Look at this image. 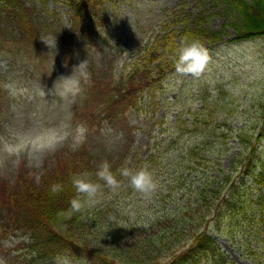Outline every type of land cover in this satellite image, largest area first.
Segmentation results:
<instances>
[{
    "label": "trees",
    "instance_id": "16d2710c",
    "mask_svg": "<svg viewBox=\"0 0 264 264\" xmlns=\"http://www.w3.org/2000/svg\"><path fill=\"white\" fill-rule=\"evenodd\" d=\"M61 1L68 14L65 19L56 7L48 5L50 0H0V56H8L6 68L0 67V99L13 75L35 77L38 84L48 86L59 77L58 71L71 72L74 65L86 59L90 80L83 84V94L68 104L66 120L74 125L83 114L97 127L92 128L85 117L86 122H77L88 129L87 140L78 150L71 149L69 140L58 150L46 153L38 167L22 159L10 175L0 177V247L5 240L13 239L15 248H30L29 254H21V264H56L58 255L67 257L71 264H232L214 234L229 231V222L241 229L242 220L247 217L250 239L256 244L240 245L247 244L245 257L254 264H264V147L260 142L264 139V103L251 130L230 126L226 119H211L217 104L213 110L208 105L207 118L194 117L191 125L181 116L173 121L170 135L175 134L166 143L167 137L156 138L140 161L151 168L167 151L170 157L181 154L188 161L187 174H181L175 182L178 197L171 202H179L158 209L144 223L120 226L119 222L125 219L109 214L111 203L70 218L60 215L68 210L75 195L70 179L73 174L87 171L95 178L97 167L107 160L118 179L119 169L125 166L127 141L122 137L121 152L113 151L115 142L107 145L108 140L100 131L103 120L116 130L122 128L126 135L124 112L128 105L136 106L138 94L145 88L155 89L165 75V66L176 65L177 50L185 38L213 44L222 39L228 27L234 33L231 41L264 36V0H202L220 9L224 21L218 29L203 25L202 11L192 16L191 22L186 16L178 19L175 12L173 16L168 14L153 40L142 49L143 55L117 76L110 63V47L102 50L101 65L92 48L99 32L94 28L104 19V5L112 0ZM48 35L56 37L55 51L41 40ZM159 59L163 64L158 62L150 68ZM200 121L204 128L211 126L207 133L211 138H203V131L197 134L201 128L196 123ZM224 126L236 131L234 136L239 143L227 169L217 156L211 159L209 154L215 151L207 149V144L219 141L216 129ZM256 127L259 129L254 133ZM94 130L98 141L91 145L88 139ZM187 133L191 142L177 146ZM219 133L226 136L223 130ZM128 163L133 166L132 158ZM55 184H61L63 191L53 194L51 188ZM170 195L168 189L166 196Z\"/></svg>",
    "mask_w": 264,
    "mask_h": 264
},
{
    "label": "rangeland",
    "instance_id": "374dc122",
    "mask_svg": "<svg viewBox=\"0 0 264 264\" xmlns=\"http://www.w3.org/2000/svg\"><path fill=\"white\" fill-rule=\"evenodd\" d=\"M48 5L56 7L63 19L68 18L66 6L61 0H50ZM200 11H202L203 25H209L214 29L221 27L224 17L219 13L220 9L217 6L211 7L202 0H112L104 5V19L94 28L99 32L94 39L97 44L92 45L93 53L101 65L103 64L102 50L110 47V63L114 76H117L125 67L128 68L129 63L137 60L139 55H143L142 49L153 40L163 18L168 17V14L172 13L171 16H173L175 12L178 19L186 16L191 22L192 16L195 17ZM233 36V30L228 27L227 33L223 34L220 41L213 44L206 40L200 41L207 50L208 62L199 77L179 73L176 65L171 68L165 66L163 71L165 75L158 84L156 83L155 89L145 88L140 96L138 94L136 106L128 105L125 110L126 135L122 128L116 130L106 119L103 120L100 131L103 132L102 136L107 138V145L112 141L115 142L113 151L121 152L122 137H125L127 141L125 166L131 168L146 166L147 163L143 164L140 159L145 157L148 148L153 145L156 138L167 137L166 143L168 138L175 134L173 132L170 135L173 130V121L181 116L191 125L194 117L207 118L206 112L208 108L213 110L214 104L218 107L212 112L211 119L216 121L226 119L230 126L251 130L250 127L254 125L253 120L258 118L256 114L260 113L261 104L264 103V36L231 41ZM45 40H50V36H46ZM0 58V67L6 68L8 56L4 53ZM158 62L163 64V61L159 59L152 62L150 68L155 67ZM157 72L162 73L158 70ZM57 73L58 76L70 74L66 70ZM38 83L40 81L35 77L21 74L11 76L6 82L8 90L3 91L2 99H0V177L10 175L11 170L17 168L22 159L26 160L27 164L38 167L45 154L49 152L32 153L26 150L19 157H8L3 152L5 142L16 143L19 138L36 137L66 120L65 110L69 102L55 92L49 94L47 91L52 88L54 82L48 86ZM41 87L45 89L46 96L40 95ZM79 117L74 121L73 128L78 121H85L86 116L83 117L81 114ZM86 118L89 124H92V128L97 127V124H93L89 117ZM201 121L196 123L201 128L197 134L203 131V138H211L212 135L207 136L211 126L205 125L204 128ZM256 126L259 127L260 123ZM257 127L254 133L259 129ZM222 130L226 134L225 137L219 133ZM216 132L219 141H214L213 145L207 144L208 150L215 151V154L210 153L209 157L213 159L217 156L221 166L227 169L231 154H234L239 147L234 136L236 131L224 126L216 129ZM88 141L91 145L97 143L98 137L95 130ZM102 142L104 141H101V144ZM190 142L191 135L187 133L181 136L177 146ZM260 142H263L261 145L264 147V139ZM130 158H132L133 166L128 163ZM158 161L157 166L151 164L149 168L158 183L156 191L151 196L144 197L127 187L128 182L122 177L118 178L125 185L120 189L122 193L105 191L104 199L98 206L111 203L112 213L109 214L121 215L125 219V221L119 220L120 226L144 223L147 219L154 217L153 213L158 209L165 205L173 207L179 202L177 199L173 203L171 199L175 200L178 197L174 186L181 174L186 177L187 159L175 153L170 157L167 151L163 159L161 155ZM213 173L215 174V171ZM168 189L171 192L170 196H166ZM150 214L152 215L149 216ZM248 215H252L253 218L252 213ZM247 221V217L246 220H242L241 229L233 226L231 222L226 223L230 226L229 231L223 230L224 234H214L221 248L226 250L232 258L233 264H254L250 257H245L244 248L247 244L240 245L241 242H250L251 247H255L256 244L254 239H250V224ZM15 244L16 240L13 239L2 243L0 264H21L23 255L29 254L30 248L25 246L15 248Z\"/></svg>",
    "mask_w": 264,
    "mask_h": 264
},
{
    "label": "clouds",
    "instance_id": "9594fccd",
    "mask_svg": "<svg viewBox=\"0 0 264 264\" xmlns=\"http://www.w3.org/2000/svg\"><path fill=\"white\" fill-rule=\"evenodd\" d=\"M41 40L48 48H52L55 51V35H52L50 40ZM207 62V50L199 40H188L185 38L181 42L177 50L176 63V69L179 73L199 77L204 72ZM89 80L88 61L84 59L72 67L70 74L57 77L52 88L47 91L49 94L55 92L71 104L83 94V84ZM57 81L59 82L58 84ZM40 95L46 96V91L43 87L40 89ZM87 132L88 129L84 124H77L73 128L70 120H65L55 128L47 130L36 137L19 138L16 143L5 142L3 144V152L8 157H19L26 150H30L32 153L54 152L69 140H71V149L76 151L85 143ZM119 176L127 180V187L144 197L151 196L158 187L153 172L147 166H141L136 169L123 166L119 169ZM94 177L92 173L87 171L71 176V185L75 190V195L69 201L70 207L68 210L60 213V215L70 218L73 214L94 209L102 203L106 190L111 193H117L121 187L125 186L122 180L117 179V174L112 171L111 165L107 160L99 164ZM36 179L39 182V177ZM61 191H63L61 184H55L51 188L53 194ZM56 264H71V262L67 257L58 255Z\"/></svg>",
    "mask_w": 264,
    "mask_h": 264
}]
</instances>
